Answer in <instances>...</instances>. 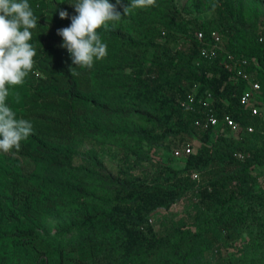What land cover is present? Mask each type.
Instances as JSON below:
<instances>
[{
	"label": "trees",
	"instance_id": "1",
	"mask_svg": "<svg viewBox=\"0 0 264 264\" xmlns=\"http://www.w3.org/2000/svg\"><path fill=\"white\" fill-rule=\"evenodd\" d=\"M77 2L28 0L36 55L6 104L33 132L0 151V264H264V145L250 138L264 121L240 104L246 83L219 58L202 60L195 38L217 31L224 50L249 61L264 95V2L187 0L178 11L156 0L124 15L131 0H109L121 19L97 29L107 55L91 68L74 65L57 34ZM211 14L218 27L199 19ZM190 92L257 133L236 138L222 127L197 139L198 114L178 104ZM193 141L194 153L174 156ZM108 154L123 162L111 166ZM190 192L187 220L150 222Z\"/></svg>",
	"mask_w": 264,
	"mask_h": 264
},
{
	"label": "clouds",
	"instance_id": "2",
	"mask_svg": "<svg viewBox=\"0 0 264 264\" xmlns=\"http://www.w3.org/2000/svg\"><path fill=\"white\" fill-rule=\"evenodd\" d=\"M120 0H117V4ZM156 0H131L124 15L131 8H146L155 5ZM77 16L69 27L58 29L63 37L61 47L71 54L76 66H93L94 58L100 60L107 55V45L102 43L97 29L107 27V22H118L121 14L109 0H78L74 4ZM68 16L60 12L61 19ZM37 27L28 0H0V151L7 153L19 149L21 141L33 132L29 120L16 118L15 112L6 104L10 94L8 86L20 85L33 68L36 51L29 41L32 29ZM71 74L76 75L71 69Z\"/></svg>",
	"mask_w": 264,
	"mask_h": 264
},
{
	"label": "built area",
	"instance_id": "3",
	"mask_svg": "<svg viewBox=\"0 0 264 264\" xmlns=\"http://www.w3.org/2000/svg\"><path fill=\"white\" fill-rule=\"evenodd\" d=\"M195 38L201 44L199 54L202 60L213 61L219 58L220 63L224 67L232 70L237 78H240L246 83V89L240 96V104L249 110L253 116H258L264 121V111L259 105L262 97L261 83L256 79L254 73L249 70V61L242 56L224 50L221 46V36L217 31L211 32L207 40L203 32L197 31L195 33ZM258 41L264 44V37L259 36ZM178 104L182 109L198 114L199 117L195 124L203 131L209 129L216 130L223 127L237 133L241 131H245L249 134L257 133L254 127H247L245 130H242L241 125L235 121L231 115L225 114L219 117L217 111L214 109L213 99L210 95H208L206 99H199L195 92H190L185 97L179 98ZM258 134L264 145V125ZM194 152L193 146L187 144L182 149H176L174 151V156L180 158ZM234 157L238 161H244L250 157V153L236 152ZM192 178L197 179L198 175L193 174ZM150 222H152V220Z\"/></svg>",
	"mask_w": 264,
	"mask_h": 264
},
{
	"label": "rangeland",
	"instance_id": "4",
	"mask_svg": "<svg viewBox=\"0 0 264 264\" xmlns=\"http://www.w3.org/2000/svg\"><path fill=\"white\" fill-rule=\"evenodd\" d=\"M175 5L177 6V10L178 11H181L183 9V7L185 6V4L187 3V0H172ZM257 1H261V2H264V0H257ZM53 6H56V2L54 1L53 3ZM215 19L217 18V15L216 14H211V15H207V16H204V17H200L199 19L200 20H206V19ZM216 21V20H214ZM213 22V20H212ZM214 27H218V18H217V21L215 22L214 24ZM259 36H263L264 37V19L262 18V26H261V32L259 34ZM177 98L180 97V95L177 93ZM261 109L264 111V95L262 94V97H261V101L259 103ZM219 130L220 129H216L214 130V134H217L219 133ZM203 130H200V129H196V136H197V139H199L203 132ZM233 137H236V138H242V137H245V133L243 131L237 133V132H232L231 134ZM251 138V141H252V146L254 147H261L262 144L260 142V137L258 135H253V136H250ZM194 150H196L199 146V143L197 141H193V143H191ZM182 149V148H181ZM164 152H161V151H157L154 153L155 154V158L160 160V161H163L164 160H170L171 158V155L169 154H163ZM107 160L110 162L111 166H116L118 167L122 162H123V159L122 157L120 158V156H117L115 154H108L107 156ZM175 162V161H174ZM179 162V161H177ZM176 165V164H175ZM196 205V200L195 198L192 196L191 192L187 194V196H185L175 207L172 211L170 212H164V211H159L157 212L153 219H152V224H154L156 227H160V226H163V225H169V224H180L182 223L184 220H187L188 216L191 214L192 212V208ZM222 249V247H220V250ZM224 249V248H223ZM223 249H222V252H223ZM224 252L226 253L227 251L224 250Z\"/></svg>",
	"mask_w": 264,
	"mask_h": 264
}]
</instances>
